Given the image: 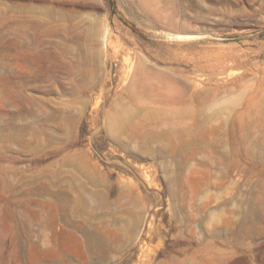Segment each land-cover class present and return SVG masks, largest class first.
<instances>
[{
    "label": "rangeland",
    "instance_id": "obj_1",
    "mask_svg": "<svg viewBox=\"0 0 264 264\" xmlns=\"http://www.w3.org/2000/svg\"><path fill=\"white\" fill-rule=\"evenodd\" d=\"M140 2L0 0V264H264V0Z\"/></svg>",
    "mask_w": 264,
    "mask_h": 264
},
{
    "label": "bare ground",
    "instance_id": "obj_2",
    "mask_svg": "<svg viewBox=\"0 0 264 264\" xmlns=\"http://www.w3.org/2000/svg\"><path fill=\"white\" fill-rule=\"evenodd\" d=\"M140 3H146L147 0H139ZM47 19L43 15H32L30 16V29L33 34L40 33L42 28L46 25ZM55 34L58 38L57 41V57L59 62H62L65 55V47L68 42L74 40L73 26L71 24H66L64 22L58 21L55 25ZM104 43L107 46L117 47L121 45L119 38L115 35H112L109 32L104 34Z\"/></svg>",
    "mask_w": 264,
    "mask_h": 264
}]
</instances>
